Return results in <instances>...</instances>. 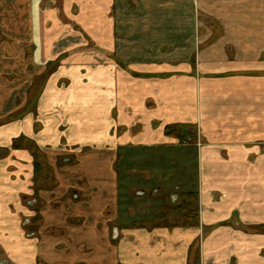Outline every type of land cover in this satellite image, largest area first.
<instances>
[{
    "label": "crops",
    "instance_id": "0c3cea01",
    "mask_svg": "<svg viewBox=\"0 0 264 264\" xmlns=\"http://www.w3.org/2000/svg\"><path fill=\"white\" fill-rule=\"evenodd\" d=\"M9 2L10 40L52 72L0 130L33 146L0 152V264H264V0ZM176 126L199 143L181 154L196 209L179 224L141 204Z\"/></svg>",
    "mask_w": 264,
    "mask_h": 264
},
{
    "label": "rangeland",
    "instance_id": "374dc122",
    "mask_svg": "<svg viewBox=\"0 0 264 264\" xmlns=\"http://www.w3.org/2000/svg\"><path fill=\"white\" fill-rule=\"evenodd\" d=\"M9 4V0H0V130H2L6 124L9 125L10 123L18 122L23 119L26 114H31L35 111V95L38 93L42 85L41 78H43V74L44 78H46L48 74L52 72V69L47 67L45 71H42L44 73H42L41 78L38 79L36 73L41 71V69L33 70V68L28 65L29 60H27V58L29 52L28 55L24 54L23 57L20 52L21 47L19 48L17 44H14V42L10 40V36L7 34L9 31L13 30V24L15 23H11L9 26V23H4L5 21L3 22L5 18L9 21V15L4 12L7 10ZM5 27L9 30L8 32L5 30ZM210 27L211 23L204 21L201 29H210ZM189 131L190 130L186 129L179 130V135L181 134V137L176 141V143L174 142L175 144L169 147L166 152L163 153L162 151L155 154V168L159 171L160 177L157 175L155 182H151L150 184L154 185L155 188H158L159 190L156 195L147 194L148 196L145 197L146 199L141 201V204L147 203V206H151L149 213H146L150 218H152L153 215L156 216V214L161 215L162 213L160 212L164 209V207H166V213L171 215L172 222H177L178 224L187 215L192 218L195 216L192 213V211L194 212L196 209V198L194 197L195 191L188 193V190H191L192 188L188 187V185L185 186L177 180L187 178L190 180V183L194 185L195 166L190 165L187 167L184 165V162L187 161L186 158L181 159V157H183L181 154H191L192 152L190 151L195 148V144H199L197 143L195 132L192 131L189 133ZM189 134L190 138L189 140H186ZM15 141L16 144L14 146ZM184 143L187 144L185 145ZM12 145L13 146L10 145L9 141L5 146L4 144H0V152L5 151L6 153V156L4 157H8L9 151L13 149L20 150L22 147H27L28 149L33 150V146L26 144V140L21 137L13 139ZM45 153V151H39L37 156H33V163L39 164L35 169L34 178H36L37 175L41 177L45 175L47 183L50 178H48L49 173L46 171L47 157ZM150 155H153V153L147 151L144 153L128 154L127 157L132 159L131 162L120 168L124 169V173H130L133 170L140 171L147 168L148 163L146 160L142 159L145 156L147 157ZM136 156L142 157V159H135L134 157ZM169 161H172L171 164H169ZM150 164H153V162L151 161ZM35 166L36 165L33 164V167ZM181 174H185L184 177H180ZM132 179L135 181L134 178L128 179L126 175V179L123 182L125 190L130 185L135 186V183L130 182ZM170 193L175 195V198L171 197L172 204H169L167 200L168 194ZM181 194H183L182 197H180ZM126 197V201L129 203L132 196L127 194ZM182 200H185L186 202L183 207ZM147 216L145 215L144 217L147 218ZM140 218L139 219L142 221L145 220L142 217Z\"/></svg>",
    "mask_w": 264,
    "mask_h": 264
},
{
    "label": "trees",
    "instance_id": "16d2710c",
    "mask_svg": "<svg viewBox=\"0 0 264 264\" xmlns=\"http://www.w3.org/2000/svg\"><path fill=\"white\" fill-rule=\"evenodd\" d=\"M179 130H181L180 127H171V128H168L166 130V135H169V136H173V137H177V138H180L181 137V134L179 135ZM16 144V141L14 142V146Z\"/></svg>",
    "mask_w": 264,
    "mask_h": 264
},
{
    "label": "flooded vegetation",
    "instance_id": "af4514ba",
    "mask_svg": "<svg viewBox=\"0 0 264 264\" xmlns=\"http://www.w3.org/2000/svg\"><path fill=\"white\" fill-rule=\"evenodd\" d=\"M167 200H168L169 204H171V196H170V194L168 195ZM165 209H166V207H164L163 211H165ZM29 222H30V221H29ZM29 222H27V224H28Z\"/></svg>",
    "mask_w": 264,
    "mask_h": 264
},
{
    "label": "built area",
    "instance_id": "2783aa9c",
    "mask_svg": "<svg viewBox=\"0 0 264 264\" xmlns=\"http://www.w3.org/2000/svg\"><path fill=\"white\" fill-rule=\"evenodd\" d=\"M185 145L187 144V143H184Z\"/></svg>",
    "mask_w": 264,
    "mask_h": 264
}]
</instances>
